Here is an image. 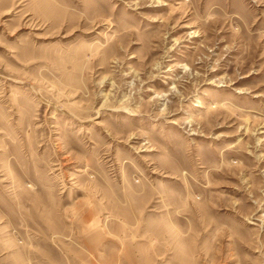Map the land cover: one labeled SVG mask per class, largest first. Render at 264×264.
<instances>
[{
    "label": "rangeland",
    "instance_id": "rangeland-1",
    "mask_svg": "<svg viewBox=\"0 0 264 264\" xmlns=\"http://www.w3.org/2000/svg\"><path fill=\"white\" fill-rule=\"evenodd\" d=\"M0 264H264V0H0Z\"/></svg>",
    "mask_w": 264,
    "mask_h": 264
}]
</instances>
